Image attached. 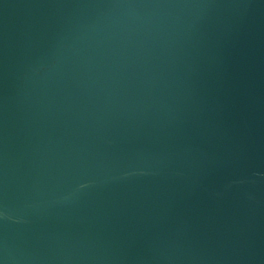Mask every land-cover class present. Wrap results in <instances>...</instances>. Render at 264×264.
Here are the masks:
<instances>
[{
	"label": "water",
	"instance_id": "95a60500",
	"mask_svg": "<svg viewBox=\"0 0 264 264\" xmlns=\"http://www.w3.org/2000/svg\"><path fill=\"white\" fill-rule=\"evenodd\" d=\"M0 264H264V0H0Z\"/></svg>",
	"mask_w": 264,
	"mask_h": 264
}]
</instances>
